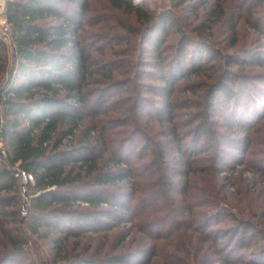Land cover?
Here are the masks:
<instances>
[{"label":"trees","instance_id":"16d2710c","mask_svg":"<svg viewBox=\"0 0 264 264\" xmlns=\"http://www.w3.org/2000/svg\"><path fill=\"white\" fill-rule=\"evenodd\" d=\"M173 1L6 0L0 264H264V0Z\"/></svg>","mask_w":264,"mask_h":264},{"label":"rangeland","instance_id":"374dc122","mask_svg":"<svg viewBox=\"0 0 264 264\" xmlns=\"http://www.w3.org/2000/svg\"><path fill=\"white\" fill-rule=\"evenodd\" d=\"M133 2L139 5H147L155 11L171 8L174 3L173 0H133ZM145 80L148 81V79ZM225 148H227V145L224 146V149ZM237 159L240 158H236L231 161L228 160V166L224 169L225 171L222 175L229 177L227 178V185H224V203L226 204V209L232 211L234 214H236V216H238V218L241 216L242 219L250 218L249 220H252L253 218L248 213L249 210H252L253 212L262 210L261 208H259V206L262 205V200L259 199L260 197L258 196L261 189L264 188V179L261 178L258 172L255 171V168L254 170L252 169V162L257 159L256 155L254 156V154H246L245 156H243L242 160H244L243 164H245V166L241 167L234 166L237 163ZM239 208H243L244 210H246L245 214L239 215ZM225 214L227 213H224V215L213 219L212 224L214 225V228L223 227L222 230H225L224 228L233 225V219ZM254 220L255 219H253V221ZM219 221L221 223H219ZM222 222H227L228 225H225ZM261 225L264 226V224ZM246 252L248 251H243L242 253L245 254Z\"/></svg>","mask_w":264,"mask_h":264},{"label":"built area","instance_id":"2783aa9c","mask_svg":"<svg viewBox=\"0 0 264 264\" xmlns=\"http://www.w3.org/2000/svg\"><path fill=\"white\" fill-rule=\"evenodd\" d=\"M10 34V25L6 18V0H0V40L8 44V35ZM15 176L22 180L24 184L22 191L25 192L27 189L26 184L33 182L34 178L32 174L22 170L16 169Z\"/></svg>","mask_w":264,"mask_h":264}]
</instances>
